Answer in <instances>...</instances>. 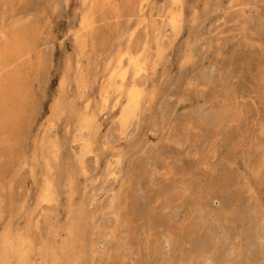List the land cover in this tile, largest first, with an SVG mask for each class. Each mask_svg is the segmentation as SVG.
Segmentation results:
<instances>
[{"label":"rangeland","instance_id":"obj_1","mask_svg":"<svg viewBox=\"0 0 264 264\" xmlns=\"http://www.w3.org/2000/svg\"><path fill=\"white\" fill-rule=\"evenodd\" d=\"M0 264H264V0H0Z\"/></svg>","mask_w":264,"mask_h":264},{"label":"bare ground","instance_id":"obj_2","mask_svg":"<svg viewBox=\"0 0 264 264\" xmlns=\"http://www.w3.org/2000/svg\"><path fill=\"white\" fill-rule=\"evenodd\" d=\"M14 32V31H13Z\"/></svg>","mask_w":264,"mask_h":264}]
</instances>
